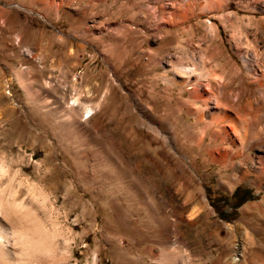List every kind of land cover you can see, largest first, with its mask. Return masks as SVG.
I'll list each match as a JSON object with an SVG mask.
<instances>
[{
    "label": "rangeland",
    "instance_id": "374dc122",
    "mask_svg": "<svg viewBox=\"0 0 264 264\" xmlns=\"http://www.w3.org/2000/svg\"><path fill=\"white\" fill-rule=\"evenodd\" d=\"M262 46L264 0H0V264H222L244 221L264 264Z\"/></svg>",
    "mask_w": 264,
    "mask_h": 264
},
{
    "label": "bare ground",
    "instance_id": "6f19581e",
    "mask_svg": "<svg viewBox=\"0 0 264 264\" xmlns=\"http://www.w3.org/2000/svg\"><path fill=\"white\" fill-rule=\"evenodd\" d=\"M78 113L79 112H76L74 109H70V107H69V109L66 110V114H67V116H68L69 119H77L76 117L78 116ZM250 162H251V160H250ZM252 162H251V164H249V166H252L253 165ZM237 167L238 168L239 167L240 168L242 167V165H241L240 162L237 163ZM0 168H1V166H0ZM240 174H241V178L245 179L247 182H249L251 184L255 183L257 185H260L262 188H264V177L263 176H261L259 174H247L245 172V169H242L240 171ZM222 183L225 184L224 181H222ZM225 186L228 187V185H226V184H225ZM6 194L9 195V192L8 191L7 192L6 191H2L1 194H0V233H2L3 236L7 237L10 234V231H12V230H9L8 228H12V227H10L11 224H13V221L17 220L18 221V225H17V227H15V231L17 232V236L19 237V239L24 244V247L27 248V249H29L33 245V243L27 241L28 240V237L26 236L27 234H26V231L24 230V229H26V226L25 225H27V222L24 220L25 212L22 210V207L24 205L23 204L15 203L14 200H10L11 198L9 196H7ZM262 205L264 206V202L262 203ZM244 222H245V224L241 228L239 226H237L233 230L232 229H229L230 235L228 236L227 239H224V242L226 243L225 244V247H226V245L228 247L230 246L231 252H228V248L225 249V251H227V252H225V254H223L221 256V263L222 264H228V263H232V264L233 263L234 264H248V257H247L248 254L246 252L249 250V249L247 250L248 246H251V243L253 241V238H252L253 236L251 235L252 228L248 224V221H244ZM263 224H264V222H263ZM13 228H14V225H13ZM237 233L239 234L240 238H236V239H233L232 240V237H236V234ZM170 234L172 236V237L171 236L170 237L173 238L172 241L174 242L176 240L177 236H175L172 231H170ZM10 235H12V234H10ZM12 238H13V235H12ZM2 239H4V238H1V240ZM1 242H0V244H1ZM34 243H40L41 244V236H40L39 232H38V236L36 238V241ZM9 245H7V246H9ZM36 245L37 244H34V246H36ZM3 246H5L4 243H3L2 247ZM12 248H14V247H12ZM5 249H3V250L5 251ZM8 251H9V249H6L5 252H8ZM5 252H4V254H5ZM9 252L11 253L12 251H9ZM12 253H14V252H12ZM167 255H169V256L172 255L171 256V259ZM177 255H175L174 252L172 254H166L164 256L165 257L164 264H170L171 263L170 262L171 260H173V264H177V262H175L176 261V257H178ZM7 256H9V255H7ZM10 257L11 256H9L8 258H10ZM16 257H18V256H16ZM13 258H15V257H13ZM23 258H24V256H23ZM1 261H3V258L1 259ZM4 261L7 262V264H8V261L7 260H4ZM9 262H10V260H9ZM254 263H255V261H254Z\"/></svg>",
    "mask_w": 264,
    "mask_h": 264
},
{
    "label": "crops",
    "instance_id": "0c3cea01",
    "mask_svg": "<svg viewBox=\"0 0 264 264\" xmlns=\"http://www.w3.org/2000/svg\"><path fill=\"white\" fill-rule=\"evenodd\" d=\"M237 14H238V12H237ZM245 32L246 31H244V29L238 28V26H236L235 29L231 31V38H230L231 45L238 48L240 45L245 43V41L247 40V39H244V37H245L244 33ZM246 37H247V35H246ZM249 40L251 41V39H249ZM262 48L264 49V46H262ZM263 92L262 93L259 92L258 94H254L253 99H252V107H253L252 110L255 111V109H257L256 104H258V103L262 102L264 105V99H263L264 93ZM257 95H263V96L256 98Z\"/></svg>",
    "mask_w": 264,
    "mask_h": 264
},
{
    "label": "trees",
    "instance_id": "16d2710c",
    "mask_svg": "<svg viewBox=\"0 0 264 264\" xmlns=\"http://www.w3.org/2000/svg\"><path fill=\"white\" fill-rule=\"evenodd\" d=\"M235 192V191H234Z\"/></svg>",
    "mask_w": 264,
    "mask_h": 264
}]
</instances>
